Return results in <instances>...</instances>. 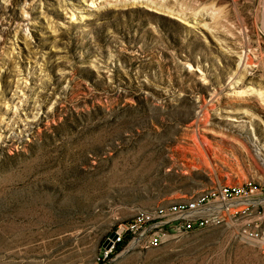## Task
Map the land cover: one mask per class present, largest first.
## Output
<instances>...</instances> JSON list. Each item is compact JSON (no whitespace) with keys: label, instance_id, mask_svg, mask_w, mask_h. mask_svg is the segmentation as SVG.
<instances>
[{"label":"rangeland","instance_id":"1","mask_svg":"<svg viewBox=\"0 0 264 264\" xmlns=\"http://www.w3.org/2000/svg\"><path fill=\"white\" fill-rule=\"evenodd\" d=\"M262 175L264 0H0V264H92L138 210ZM160 240L100 264H264L226 227Z\"/></svg>","mask_w":264,"mask_h":264},{"label":"built area","instance_id":"2","mask_svg":"<svg viewBox=\"0 0 264 264\" xmlns=\"http://www.w3.org/2000/svg\"><path fill=\"white\" fill-rule=\"evenodd\" d=\"M264 176L259 181L251 177L238 187L218 184L185 200L142 208L131 219L121 221L114 228L116 239L109 248L103 247L101 256L92 263L109 259L119 247L160 246V239H172L176 234L187 235L198 228L218 224L233 230L243 241L264 248Z\"/></svg>","mask_w":264,"mask_h":264},{"label":"bare ground","instance_id":"3","mask_svg":"<svg viewBox=\"0 0 264 264\" xmlns=\"http://www.w3.org/2000/svg\"><path fill=\"white\" fill-rule=\"evenodd\" d=\"M246 58V57H244ZM248 61V60H247ZM245 62V61H244ZM261 94V93H259ZM251 180L252 181H259V178H256V177H253L251 176ZM222 185H226V186H230V187H238L239 186V183H232V184H222ZM209 226H218V224H209ZM199 229H202V228H198ZM261 229H264V221H261ZM161 241V240H160Z\"/></svg>","mask_w":264,"mask_h":264},{"label":"water","instance_id":"4","mask_svg":"<svg viewBox=\"0 0 264 264\" xmlns=\"http://www.w3.org/2000/svg\"><path fill=\"white\" fill-rule=\"evenodd\" d=\"M116 239V233L115 232H111L108 236V238L103 242V247L105 248H109L111 245V240Z\"/></svg>","mask_w":264,"mask_h":264},{"label":"trees","instance_id":"5","mask_svg":"<svg viewBox=\"0 0 264 264\" xmlns=\"http://www.w3.org/2000/svg\"><path fill=\"white\" fill-rule=\"evenodd\" d=\"M117 251H119V247L117 248Z\"/></svg>","mask_w":264,"mask_h":264}]
</instances>
